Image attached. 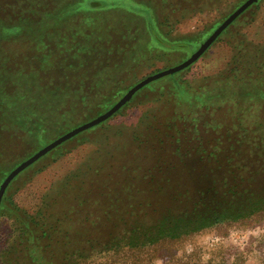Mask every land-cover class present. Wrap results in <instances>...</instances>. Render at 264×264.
Returning a JSON list of instances; mask_svg holds the SVG:
<instances>
[{"label":"rangeland","instance_id":"374dc122","mask_svg":"<svg viewBox=\"0 0 264 264\" xmlns=\"http://www.w3.org/2000/svg\"><path fill=\"white\" fill-rule=\"evenodd\" d=\"M246 1L0 0V187L23 161L108 111L147 76L187 60ZM263 49L259 0L176 80L147 85L110 119L20 173L0 216V264H35L34 248L47 264H66L73 242L86 250L81 264H264V218L221 223L149 253L105 258L93 248L136 222L156 224L174 207L168 182L189 195L201 194L210 178L224 188L226 152L210 161L202 154L232 146L244 162L250 146L228 144L227 134L264 123ZM263 138L264 131L251 138L256 153ZM260 166L249 168L242 188L264 195ZM7 207L58 230L33 247L17 238Z\"/></svg>","mask_w":264,"mask_h":264},{"label":"trees","instance_id":"16d2710c","mask_svg":"<svg viewBox=\"0 0 264 264\" xmlns=\"http://www.w3.org/2000/svg\"><path fill=\"white\" fill-rule=\"evenodd\" d=\"M96 5H98V3H95L93 7H99ZM260 52L261 50L258 51V55ZM177 74L179 73L171 75L169 78L176 80ZM258 80H261V78H258ZM263 131L264 123L256 130L240 128L239 130L231 131V133L227 134V143L231 145L236 143L235 145L243 146L244 148L249 146L253 147L252 144L255 143L254 140H259ZM176 134L174 133L172 136L168 137L171 139L172 144H177L175 149L177 154V152H180V148L179 142L176 140L178 136ZM251 138H254V140L251 141ZM262 140L263 146L259 147V149L262 148L259 152L256 153L255 150H252L250 147L247 149L246 152L248 153L243 155L245 156V159H243L244 162L242 161L243 163H239L240 155H238L239 152H235L236 148L230 146V150L234 151L229 153L230 150L226 151L218 148L216 145V147L212 146L210 152L207 154L204 153L205 155L202 154L201 159L210 161V158L216 156L221 157L224 154L223 151L226 152V158L228 159L224 163L225 176L228 179L231 178V181L227 179L221 191L214 189V185H212L214 181L209 177L208 165L202 167V182L208 184V179L210 178L211 184L210 186L208 185L209 187L202 191L201 194H184L183 192L177 191V189L173 191L175 184L168 182L166 185L169 188L168 190H171V193L168 194V198L174 207L166 209L167 213L165 212L163 217L156 224L146 226V224L136 222L122 237L113 239L111 242L104 244L103 247L99 246L97 248V246H94L93 248L96 247V251L102 253L105 258H109L111 253L118 252H123L124 255L141 252L146 253L147 251L149 253L150 249H154L157 246H161V249L166 246L169 248L178 241H184L209 227L218 226L221 223L243 221L256 222L259 221L260 218H264V195L256 194L257 192L255 191L242 188V185L248 178L249 168L256 163L262 166L261 162L264 161V138ZM258 145L260 146V144ZM254 155L257 156L256 159L250 160ZM178 156L182 159V163L184 164L183 167H185L187 162L182 158L184 155L181 153L178 154ZM261 166L259 170L262 169V167L264 168V165ZM184 170L186 171V169ZM153 182L154 180L150 181L151 184ZM242 200L245 201L243 202ZM7 212L11 217L17 218V238L23 241L24 237H26L28 239L27 242L33 247L40 246V241L43 237L51 238L52 232L55 231V229L58 230L57 226L53 228L52 226H47L46 224L48 221L42 223V221H38L34 216H30L26 212L22 213L20 210L13 207H7ZM1 215L2 210L0 216ZM21 241H19V243H21ZM72 244L67 245L66 249L69 252L65 253L67 256L62 258L66 264H81L82 260L88 258L86 257V250L78 244L76 245L74 242ZM37 253L36 248L32 249V262L35 264H47L41 256L36 257Z\"/></svg>","mask_w":264,"mask_h":264},{"label":"water","instance_id":"95a60500","mask_svg":"<svg viewBox=\"0 0 264 264\" xmlns=\"http://www.w3.org/2000/svg\"><path fill=\"white\" fill-rule=\"evenodd\" d=\"M259 0H247L243 3L235 12H233L211 35L210 37L199 47L197 51H195L187 60L182 62L181 64L164 69L159 71L155 74L147 76L145 79L134 85L127 93L108 111L101 114L100 116L96 117L95 119L86 122L73 130L63 134L62 136L58 137L42 149H40L37 153L33 156L28 158L27 160L23 161L20 165H18L4 180L0 187V209L2 205L3 198L6 194V191L12 181L24 170L28 167L32 166L35 162L45 156L47 153L51 152L61 144L67 142L68 140L74 138L75 136L85 132L95 126L102 124L103 122L110 119L113 115H115L121 108H123L133 97L134 95L139 92L141 89L146 87L147 85L160 80L162 78L174 75L178 72H181L194 63H196L207 51L208 49L215 43V41L221 36V34L247 9H249L252 5L257 3Z\"/></svg>","mask_w":264,"mask_h":264},{"label":"flooded vegetation","instance_id":"af4514ba","mask_svg":"<svg viewBox=\"0 0 264 264\" xmlns=\"http://www.w3.org/2000/svg\"><path fill=\"white\" fill-rule=\"evenodd\" d=\"M4 198H5V196H4ZM4 198H3V201H2V205H1L0 213H1V210H2V207H3V204H4Z\"/></svg>","mask_w":264,"mask_h":264}]
</instances>
